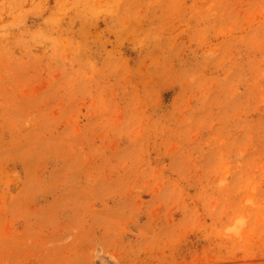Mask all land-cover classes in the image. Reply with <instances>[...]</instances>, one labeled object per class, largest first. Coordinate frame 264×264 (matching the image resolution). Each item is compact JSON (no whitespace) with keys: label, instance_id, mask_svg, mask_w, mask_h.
I'll return each mask as SVG.
<instances>
[{"label":"rangeland","instance_id":"1","mask_svg":"<svg viewBox=\"0 0 264 264\" xmlns=\"http://www.w3.org/2000/svg\"><path fill=\"white\" fill-rule=\"evenodd\" d=\"M0 264H264V0H0Z\"/></svg>","mask_w":264,"mask_h":264}]
</instances>
